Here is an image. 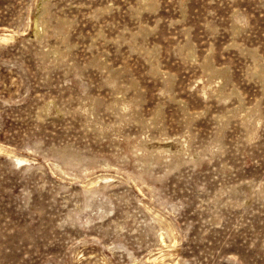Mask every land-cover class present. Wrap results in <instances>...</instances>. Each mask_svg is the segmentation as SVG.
I'll list each match as a JSON object with an SVG mask.
<instances>
[{
    "label": "rangeland",
    "instance_id": "obj_1",
    "mask_svg": "<svg viewBox=\"0 0 264 264\" xmlns=\"http://www.w3.org/2000/svg\"><path fill=\"white\" fill-rule=\"evenodd\" d=\"M0 264H264V0H0Z\"/></svg>",
    "mask_w": 264,
    "mask_h": 264
},
{
    "label": "bare ground",
    "instance_id": "obj_2",
    "mask_svg": "<svg viewBox=\"0 0 264 264\" xmlns=\"http://www.w3.org/2000/svg\"><path fill=\"white\" fill-rule=\"evenodd\" d=\"M39 32V31H38ZM2 38L5 40V39H7V36H2ZM25 158H22V160H24ZM21 160V159H20ZM158 258V257H157ZM153 259V258H152Z\"/></svg>",
    "mask_w": 264,
    "mask_h": 264
}]
</instances>
